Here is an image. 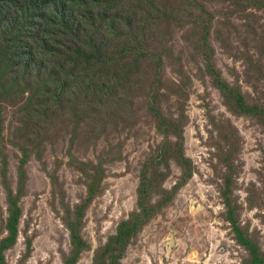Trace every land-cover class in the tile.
<instances>
[{"label": "rangeland", "instance_id": "374dc122", "mask_svg": "<svg viewBox=\"0 0 264 264\" xmlns=\"http://www.w3.org/2000/svg\"><path fill=\"white\" fill-rule=\"evenodd\" d=\"M141 13L134 31L102 35L96 76L107 85L122 66L115 92L58 87L88 83L85 63L12 77L28 58L0 51V243L14 202L21 212L6 264H64L75 234L76 264H94L131 214L143 226L99 264H264V0H153Z\"/></svg>", "mask_w": 264, "mask_h": 264}, {"label": "trees", "instance_id": "16d2710c", "mask_svg": "<svg viewBox=\"0 0 264 264\" xmlns=\"http://www.w3.org/2000/svg\"><path fill=\"white\" fill-rule=\"evenodd\" d=\"M145 3L152 6L153 0H0V51L12 61L24 55L28 58L25 66H23L24 62L13 68L11 66V71L14 70V72H10V75L16 77V74L21 71L23 76L32 75L37 62L47 66L53 60L55 62L53 69L62 72L68 71L66 65L69 63H75L78 66L85 63V74L91 75L88 83L72 85L57 76L58 87L65 92L73 87L92 91L93 85H98L102 88V92H115L117 81L114 82L113 79L120 74L122 66L113 63L111 67L104 70L103 77L108 80L107 85H102V78L96 76L102 59L107 53L102 35L115 32L117 29L134 31L132 20L137 14H142L141 8ZM141 33L144 38V32L140 31L135 37L132 36L134 38L132 42H139ZM19 43L26 49H30V54L19 55L15 52L14 49ZM138 60L139 57L135 59V63ZM76 65L67 72V76L76 73ZM104 65L106 66L107 63ZM207 70L220 90L223 92L230 90L227 85L221 84L218 80L215 69L207 65ZM132 71L133 69L124 71L123 73H126L124 77L127 78ZM42 72L43 70L39 68L36 76L41 77ZM20 216L19 206L14 202L10 207L7 225L8 244H5L6 239L0 243V264H6L4 251L17 240ZM148 217L149 215L144 219ZM138 218L139 214H131L127 220L117 226V234L99 249L94 264H99V258L112 251L113 244H117L118 251L124 253L129 243L128 233L134 231L130 236L136 235L143 226V219L138 220ZM235 226L238 230L239 227ZM128 229L133 231L128 232ZM72 237L77 243L75 252L72 258L68 257L64 260V264H76L78 256L86 247L79 235L75 234ZM119 257L114 256L112 264H119Z\"/></svg>", "mask_w": 264, "mask_h": 264}]
</instances>
